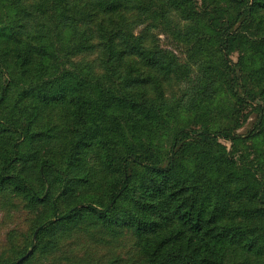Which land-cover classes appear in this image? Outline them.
<instances>
[{"label": "trees", "instance_id": "trees-1", "mask_svg": "<svg viewBox=\"0 0 264 264\" xmlns=\"http://www.w3.org/2000/svg\"><path fill=\"white\" fill-rule=\"evenodd\" d=\"M13 198L36 237L10 231L0 264L80 233L130 234L125 264H264V0H0Z\"/></svg>", "mask_w": 264, "mask_h": 264}, {"label": "rangeland", "instance_id": "rangeland-1", "mask_svg": "<svg viewBox=\"0 0 264 264\" xmlns=\"http://www.w3.org/2000/svg\"><path fill=\"white\" fill-rule=\"evenodd\" d=\"M155 32L159 34V43L162 47L173 50L181 61H186L188 47L183 42L177 40L170 32L162 30H156ZM232 57L237 60V53L233 54ZM256 117V112L251 113L244 125L238 129V132L246 133L251 129ZM224 142L230 145L229 142ZM13 199L14 203L0 204V253L6 249L10 231L16 232L20 237L26 236L28 238L34 232L33 236L36 237V231L31 230L30 226L34 217L33 213L24 208L23 200ZM98 236V234L80 233L66 239L61 249L54 251L51 258L44 259V264H67L73 258L82 264H125L128 245H131V235L124 233L118 237L120 241L107 245L99 241ZM118 243L121 246H118ZM29 249L33 250V247L29 246Z\"/></svg>", "mask_w": 264, "mask_h": 264}, {"label": "water", "instance_id": "water-1", "mask_svg": "<svg viewBox=\"0 0 264 264\" xmlns=\"http://www.w3.org/2000/svg\"><path fill=\"white\" fill-rule=\"evenodd\" d=\"M35 235H36V233H35ZM31 251H32V249H29V250L27 251V253H26L24 256H22L18 261H20V260L26 258V257L31 253Z\"/></svg>", "mask_w": 264, "mask_h": 264}]
</instances>
